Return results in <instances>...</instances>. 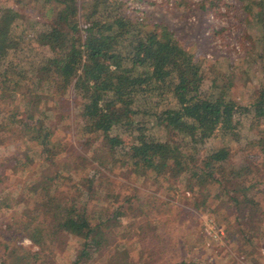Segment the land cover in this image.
Masks as SVG:
<instances>
[{"label": "trees", "instance_id": "16d2710c", "mask_svg": "<svg viewBox=\"0 0 264 264\" xmlns=\"http://www.w3.org/2000/svg\"><path fill=\"white\" fill-rule=\"evenodd\" d=\"M21 1L0 0V173L34 177L0 189V216L9 212L0 224L37 249L0 241V264H50L46 256L66 236L77 254L63 264H108L121 250L128 256L119 264H163L171 246L185 244L173 235L186 210L159 195L169 190L262 256L264 0L246 6L259 36L227 73L150 22L134 3L142 0H43L39 17L20 12ZM222 2L199 6L220 13ZM249 71L242 102L230 85ZM248 115L255 137L241 150L225 144ZM150 118L164 139L147 132ZM66 121L77 144L62 155ZM210 139L220 143L205 148ZM188 250L173 264H215Z\"/></svg>", "mask_w": 264, "mask_h": 264}, {"label": "rangeland", "instance_id": "374dc122", "mask_svg": "<svg viewBox=\"0 0 264 264\" xmlns=\"http://www.w3.org/2000/svg\"><path fill=\"white\" fill-rule=\"evenodd\" d=\"M24 1L22 0L20 4L16 2L19 11L39 17L40 11L44 8L42 6L44 1ZM188 1L142 0L134 3L144 11V15L150 22L165 27L173 38H176L183 45L192 47L196 55L208 58L205 62L210 67L221 69L227 73L232 67L234 59L243 55L250 43L259 36V25L255 21L250 20L251 10L246 8L250 0H223L220 6V13L203 10L199 6V0ZM134 14L138 13L134 11ZM248 19L251 23H249ZM251 74L252 71H249L244 79L233 78L230 85L231 90L239 96L242 102H247L250 99L248 82L251 80ZM210 83L211 78L208 77L207 84ZM250 118V115L244 118V122L239 126L236 137L231 135L223 136L225 144L233 147L238 146L240 150L245 148V145L256 134V129L250 125ZM62 127L58 131L60 139L57 148L58 153L63 155L66 150L76 147L77 142L73 138L72 125L66 121ZM146 130L151 136L158 139L166 137V130L163 126L151 118L146 121ZM217 143H220V140L210 139L204 144V147L208 148ZM237 152L239 153L240 151L236 150L235 158L238 157ZM105 172L111 179L124 180L126 178L124 172L118 174L109 171ZM32 177H34V173L29 170H22L14 175L9 174L8 169H6L4 173H0V189L2 187L11 189L16 186L15 183L21 187L22 183ZM137 184L145 190L148 189L143 183ZM170 194L175 197H171ZM159 195L167 199L171 197L176 205L186 210L183 211L184 219L182 220L184 224L180 226L179 230L174 231L173 237L182 236L181 238L185 241L186 246L188 245L187 256L190 258L196 259L199 263H204L208 261L207 259H210L215 264H264V247H260L262 256H258V254L251 255V253L249 255L248 252H244L237 241L225 235L223 224H218L205 207L202 209L194 208L190 201L178 199L173 190H169L168 193H159ZM8 215L9 212L3 213L0 216V221L5 220ZM209 220L213 221L214 227L209 223ZM130 222L135 223V217L131 216ZM3 227V224H0V241L6 239L15 240L17 244L26 248L37 249V246L27 236L21 235L17 237L16 234H9ZM216 231L217 234H214ZM199 235L202 237L200 242L198 240ZM185 244L183 248L178 244L171 246L168 250L171 255L161 258L159 262L173 264L174 261H177L178 258L185 254ZM76 246L75 237L66 236L63 246L55 245L52 248L53 253L48 254L46 260L50 264H63L77 254ZM179 246L180 251L175 252ZM127 256L126 250H121L117 254L110 256L107 259V263L119 264Z\"/></svg>", "mask_w": 264, "mask_h": 264}, {"label": "built area", "instance_id": "2783aa9c", "mask_svg": "<svg viewBox=\"0 0 264 264\" xmlns=\"http://www.w3.org/2000/svg\"><path fill=\"white\" fill-rule=\"evenodd\" d=\"M209 223L212 224L213 227L215 226L212 220H209ZM213 230H214V229H213ZM215 233L217 234V231L214 232V234H215Z\"/></svg>", "mask_w": 264, "mask_h": 264}]
</instances>
